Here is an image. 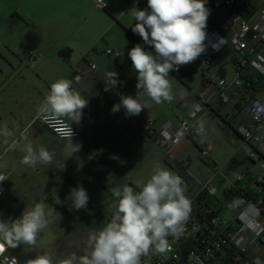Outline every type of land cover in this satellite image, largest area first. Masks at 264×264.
<instances>
[{
    "label": "rangeland",
    "instance_id": "374dc122",
    "mask_svg": "<svg viewBox=\"0 0 264 264\" xmlns=\"http://www.w3.org/2000/svg\"><path fill=\"white\" fill-rule=\"evenodd\" d=\"M103 1L106 10L97 8L95 0H80L72 7L49 6L36 10L30 1L0 0V171L8 176L7 190L0 202V220L19 218L39 202L46 204L49 211L55 210L51 211L50 223L40 232L36 246L22 244L10 249L12 255L25 263L47 254L54 264H60L72 254L79 257L90 251V234L101 230L115 210L112 189L124 185L135 188L134 182H146L157 166L182 178L189 200L210 182L218 190L210 205L225 220H231L234 212L224 201L223 192L240 176H245L242 184L252 173L264 177L259 157L254 160L255 167L249 159L252 146L257 144L243 140L230 124L231 120L240 118L223 120L214 115L213 119H202L200 126L204 132L191 140L184 139L171 156L143 131L144 125L156 118L175 123L186 119L184 109L188 99L204 90L205 80L233 81V61L238 56L232 45L219 54V62L211 68L195 64V60L192 73H187V65L181 66L183 72L170 71L171 102L156 104L144 96L141 99L148 101V106L138 115L127 116L123 107L118 112L112 111L120 103L121 95L137 94V73L128 56L130 49L137 44L153 54L155 49L132 31L136 23L133 12L147 7L143 8L136 0H112L113 4ZM28 11L33 16L28 21L34 24L22 19ZM67 50L69 58L60 56ZM107 50L120 57L108 56ZM87 63L96 69L91 70ZM79 64L86 66L82 74L88 79L86 83L97 91L99 100L91 126L94 134L88 139L72 140L82 147L70 156L68 139H57L46 129L39 131V124L28 125L40 116V106L51 84L66 79ZM110 71L118 74V84L103 95L106 74ZM29 145L37 151L44 147L54 153L52 162L38 163L35 167L22 164ZM209 145H214L209 151L212 162L202 155ZM71 166L78 174L70 172V175L89 197L86 208L80 210L71 209L68 199H59L61 203H57L56 188L63 186L57 180ZM49 194L53 198L46 200ZM57 206L68 210L60 224L54 221L61 217L56 213ZM260 249L259 255L264 260V246Z\"/></svg>",
    "mask_w": 264,
    "mask_h": 264
},
{
    "label": "clouds",
    "instance_id": "9594fccd",
    "mask_svg": "<svg viewBox=\"0 0 264 264\" xmlns=\"http://www.w3.org/2000/svg\"><path fill=\"white\" fill-rule=\"evenodd\" d=\"M205 4L206 0H147V9H135L133 18L136 23L132 31L145 44L154 47L155 54L140 44L130 49L128 56L137 73V94L135 97L121 95L120 103L112 108L113 112L123 107L127 116L138 115L148 106V101L141 99L144 96L156 104L172 101L170 71L195 61L206 50L209 10ZM117 77L114 71L106 74L105 91L118 84ZM87 105L88 100L73 89L72 81L61 78L51 84L39 111L53 120L64 118L79 124ZM73 135L71 128L67 137L70 156L82 147L72 142ZM25 152L21 163L30 167L38 163L50 164L54 155L44 147L34 150L31 145ZM5 180L6 177L0 176V182ZM134 183L135 188L124 185L112 189L115 210L101 230L90 234V251L79 257L72 254L60 264H141V258L150 251H170L168 237L179 238L183 234L184 224L191 213V201L185 195L182 178L157 166L146 182L137 180ZM67 199L71 201V209L80 210L86 208L89 197L82 186H77L70 189ZM57 203L61 201L57 199ZM51 211L46 204L39 202L32 204L19 218L0 220L2 264H19L16 257L5 256L9 249L22 244L37 245L40 232L50 223ZM26 264H54V261L45 254L26 261Z\"/></svg>",
    "mask_w": 264,
    "mask_h": 264
},
{
    "label": "built area",
    "instance_id": "2783aa9c",
    "mask_svg": "<svg viewBox=\"0 0 264 264\" xmlns=\"http://www.w3.org/2000/svg\"><path fill=\"white\" fill-rule=\"evenodd\" d=\"M145 8L147 3L137 0ZM98 8L107 9L103 0H95ZM237 0H206L209 10L207 19L206 50L197 59L195 64L202 67L213 66L219 59V54L232 45L238 58L234 60L235 78L228 82L225 79L208 81L206 88L198 95L193 105L186 114V119L172 123L168 122L160 127H155L154 122H149L143 127L146 135L163 147L171 156L172 150L184 139H193L200 136L204 129L200 120L205 114H217L219 110L229 104V90L233 88H251V71L264 79V8L254 15L246 17L236 9ZM225 11L226 16L219 27L214 22L220 12ZM107 55H120L107 50ZM33 56V54H31ZM91 70L95 66L87 63ZM193 66L192 62L186 64ZM177 74L183 72L181 66L172 70ZM75 91L84 83L85 78L81 72H76L72 78ZM240 110L250 119L248 124L231 120L232 128L248 143L260 144L263 138L259 135L264 126V101L259 98H248L239 103ZM85 122L82 114L80 123H71L64 118L51 119L45 114L37 117L33 124L40 123L48 129L57 139L67 140L71 128L72 140L81 137L80 128ZM71 125V127H70ZM257 148L249 154V159L254 161L258 156ZM202 155L210 160L209 150H203ZM262 169H264V159ZM6 180L0 182V199L6 193L8 176L0 172ZM245 176H240L232 184L231 189L237 190L240 196L233 201L237 211L231 220H225L215 210L210 201L216 198L218 190L210 182L201 187L192 198L191 213L184 224L183 234L179 238L168 237L170 251L155 253L150 251L141 258V264H264V260L254 251L264 246V177H257L253 183L254 195L247 196L240 185ZM225 193L223 195L225 197ZM5 256L16 257L19 264H26L19 257L12 255L8 250ZM3 257H0L2 264Z\"/></svg>",
    "mask_w": 264,
    "mask_h": 264
},
{
    "label": "crops",
    "instance_id": "0c3cea01",
    "mask_svg": "<svg viewBox=\"0 0 264 264\" xmlns=\"http://www.w3.org/2000/svg\"><path fill=\"white\" fill-rule=\"evenodd\" d=\"M26 1H30L32 3V5L36 7V10H38L39 7H49V6H58V7H63V8L64 7H70V6L72 7L74 5H77L80 2V0H26ZM87 1H94V0H87ZM107 1L109 3H111V4H113L112 0H107ZM132 1H135V0H132ZM254 1L257 2L258 5H259L258 11H260L261 9L264 8V0H254ZM225 16H226V12L225 11L220 12L219 17L214 22L216 27L220 26V24H221L222 20L225 18ZM31 18H33V16H31V13L29 11H28V13H26V15H23V17H22L24 22H27L29 25L34 24V21H32V20L30 22L28 21V19H31ZM85 67L86 66L84 64L82 66L79 64L77 67H74L73 70H72V73L69 76H67L66 79L71 80L72 76L76 72H81V73L86 72V68ZM86 80H88V79H85L84 83L77 90V92H79V94L84 99L88 100L87 107L85 109H83V115L85 117V122L80 128L81 137L79 139H77V141L82 139V137L88 139L94 134L93 129L91 128V126H92V121H93V113H94L96 105L98 104L99 97H98V93L94 89V87H92L88 83H86ZM250 81H251L252 86L249 89H247V88H233L232 87L229 90V96H230V99H231L229 104H227L226 106H223L219 110V112L217 114H214V113L205 114L201 118L200 123H201L202 119H204L206 117L213 119L212 116L215 115L216 117L222 118L223 120H226V119L230 120L231 117L233 119L240 118L241 120H236V121H240L243 124H248L250 122V119L240 110L239 103L241 101H243V100L248 99V98H259V99L264 101V79L261 76H259L257 73L251 71ZM206 86H207V82L205 81L204 84H203V89H205ZM202 91L196 92L193 97L188 99V103H187V105L185 106V109H184V115L187 114L188 110L193 105V103L195 102L196 98L198 97V95ZM102 93L104 95L105 94V90ZM113 97H111L109 100L110 101L113 100ZM111 102L113 103V101H111ZM41 114H43V113H41ZM34 120H35V118L30 122L28 127H33V126L39 124L40 126H37L39 131H41V129H46L40 123L33 124ZM168 122H171V121L170 120L160 121L159 118H156L154 120V125H155V127H160V126H163L164 124H166ZM172 123H175V122H172ZM46 130H48V129H46ZM235 133L237 135H239L236 131H235ZM259 135L263 138V142H261L260 144H257L256 146H253V147L257 148V150L259 152V154H258L259 160H263V158H264V126L260 129ZM189 140H191V139H189ZM213 149H214V145H209L207 150L211 151ZM210 157H211V154H210ZM252 164H253L254 167L256 166V163L254 161H252ZM253 170H254V168L252 167L250 173ZM0 172H2V171H0ZM70 172H72L74 175L78 174V172L75 171L73 166H71L69 168V170H67L66 172L65 171L62 172V174L59 176V179L57 180V182H58L57 184H60V185H63V186L60 187V188H56L57 189L56 190L57 191L56 192L57 199H61V200L67 199V197H68V195L70 193L68 191V189H73V188H76L77 186H81L79 183H77V181L74 179V177H72L70 175L71 174ZM257 177H258L257 173H252V174H250L248 176V179L246 180V182L240 185V188L244 189V194L245 195H247V196H248V194H250L251 196L254 195V193H253L254 192L253 183H254V181H255V179ZM225 191H227V193H225L226 195L224 197V201L227 204H229V207L231 209H233V212H234L233 217H234V215L236 214L237 209H236L235 206H233V201L240 196V193L237 190H233L231 188H229L228 190H225ZM52 198H53V196L51 194H49L47 196L46 200H50ZM0 202H1V199H0ZM2 212H4V211H2ZM56 213H57V215L60 214L61 217L58 218V216H57V218L54 219L55 223L56 224L63 223V219L68 214L67 207H65V206H57L56 207ZM9 251H10V249H9ZM254 252L260 254L261 253V249L260 248H256V251H254Z\"/></svg>",
    "mask_w": 264,
    "mask_h": 264
},
{
    "label": "trees",
    "instance_id": "16d2710c",
    "mask_svg": "<svg viewBox=\"0 0 264 264\" xmlns=\"http://www.w3.org/2000/svg\"><path fill=\"white\" fill-rule=\"evenodd\" d=\"M236 9L240 14H242L246 17H249V16L254 15L258 11L259 5L254 0H237ZM69 53H70L69 50H67L66 53L61 52L60 56L68 58ZM218 62H219V59L216 61V63L214 65H216ZM233 63H234V61H233ZM213 66H211V67H213ZM193 71H194L193 66L188 67L187 73H192ZM252 149L255 150L256 148L252 146ZM257 153L259 154L258 151H257ZM248 196L250 197L251 195L248 194Z\"/></svg>",
    "mask_w": 264,
    "mask_h": 264
}]
</instances>
